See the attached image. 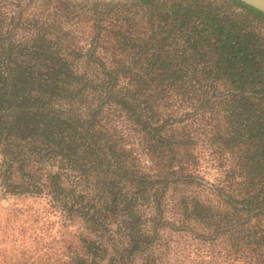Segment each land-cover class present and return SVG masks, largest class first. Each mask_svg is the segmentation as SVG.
Here are the masks:
<instances>
[{"label": "trees", "instance_id": "obj_1", "mask_svg": "<svg viewBox=\"0 0 264 264\" xmlns=\"http://www.w3.org/2000/svg\"><path fill=\"white\" fill-rule=\"evenodd\" d=\"M136 1L67 0L68 19L0 13V195L49 196L82 226L0 264H162L174 233L208 243L200 257L264 264V12ZM118 5L145 19H107ZM88 11L82 44L66 25ZM202 152L222 178L202 173Z\"/></svg>", "mask_w": 264, "mask_h": 264}, {"label": "rangeland", "instance_id": "obj_2", "mask_svg": "<svg viewBox=\"0 0 264 264\" xmlns=\"http://www.w3.org/2000/svg\"><path fill=\"white\" fill-rule=\"evenodd\" d=\"M66 1L0 0V13H3L4 19H10L15 14L21 16L20 19H37L40 21L44 19H68L67 15L72 12L69 11L72 8ZM97 1L100 2L98 8L105 11L107 5L103 3L113 2L114 4L119 3V5H129L127 1L132 0ZM133 1L137 2L136 0ZM26 2H28L27 5H24ZM119 5L109 14L107 19L115 17L121 19L125 16L145 19L143 10L139 7L127 10L126 7L129 6L121 7ZM55 11L59 14L54 15ZM79 17L81 18H72L75 19L74 22L77 24H68L66 26L72 32L71 35L78 37L80 43L88 44L90 43L89 39L94 36V30H92L91 26L98 15L96 17V15L88 11ZM257 23V27L264 32V22L260 21ZM104 31L101 33L102 37L104 36ZM19 32L23 33L22 30ZM102 45H105V43ZM105 46L98 48L99 53L111 54V48L107 50ZM136 146L138 148L137 144ZM201 162V171L206 178L211 181H217L222 178V168L208 152H202ZM230 165L231 159L227 158L226 167L230 168ZM50 203L49 196L3 197L0 195V263L8 259L12 261L20 259L21 250L19 249L22 247L27 249H35L42 245L60 247L70 243L71 240L75 242V236L81 232V220L78 218L68 219L57 207L52 206ZM189 238L188 235L174 233L165 248L167 254L164 256L162 264H202L201 260L206 261L205 263L209 262V264H232V260L229 259L225 260V262H220L216 255L213 258L210 256L200 257V253L208 251V243Z\"/></svg>", "mask_w": 264, "mask_h": 264}, {"label": "water", "instance_id": "obj_3", "mask_svg": "<svg viewBox=\"0 0 264 264\" xmlns=\"http://www.w3.org/2000/svg\"><path fill=\"white\" fill-rule=\"evenodd\" d=\"M264 12V0H241Z\"/></svg>", "mask_w": 264, "mask_h": 264}]
</instances>
